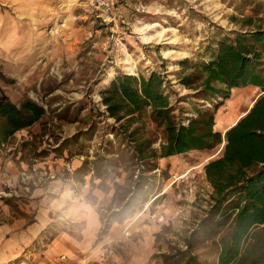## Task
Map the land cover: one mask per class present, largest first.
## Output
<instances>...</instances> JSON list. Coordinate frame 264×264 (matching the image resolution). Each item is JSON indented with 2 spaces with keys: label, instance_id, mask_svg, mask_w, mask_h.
Here are the masks:
<instances>
[{
  "label": "rangeland",
  "instance_id": "obj_1",
  "mask_svg": "<svg viewBox=\"0 0 264 264\" xmlns=\"http://www.w3.org/2000/svg\"><path fill=\"white\" fill-rule=\"evenodd\" d=\"M257 25L264 0H0V97L43 110L0 143V211L29 225L42 211L48 218L18 260L55 241L56 263L132 264L138 253L149 264H217L211 240L187 242L212 204L203 167L222 153L223 124L212 150L159 158L162 124L148 110H120L116 120L104 95L117 77L156 73L175 122L215 105L214 119L228 120L230 103L248 94L249 110L261 90L230 89L208 103L195 98L199 78L192 88L184 81L222 39Z\"/></svg>",
  "mask_w": 264,
  "mask_h": 264
},
{
  "label": "trees",
  "instance_id": "obj_2",
  "mask_svg": "<svg viewBox=\"0 0 264 264\" xmlns=\"http://www.w3.org/2000/svg\"><path fill=\"white\" fill-rule=\"evenodd\" d=\"M196 68L200 69L197 75H189V83L185 80L184 84L192 88L196 77L201 80L197 87L193 86L198 100L211 103L217 96L226 99L230 89L246 86L259 88L263 94L224 133L220 157L203 167L212 188V204L191 233L187 246L211 240L218 249L217 264H264V27L257 25L237 35L232 43L222 39L209 62L197 64ZM104 96L116 120L120 110L127 115L148 110L151 120L162 124L165 140L159 158L193 150L209 151L223 142L221 133L213 130L217 105L213 110L197 109V117L186 125L175 122L163 79L156 73L139 80L117 77ZM42 114L43 110L31 102L16 108L0 97V143ZM132 206L128 201L123 209L110 215L108 224Z\"/></svg>",
  "mask_w": 264,
  "mask_h": 264
},
{
  "label": "crops",
  "instance_id": "obj_3",
  "mask_svg": "<svg viewBox=\"0 0 264 264\" xmlns=\"http://www.w3.org/2000/svg\"><path fill=\"white\" fill-rule=\"evenodd\" d=\"M247 99H249L248 94L241 99L242 101L240 103L236 101V106H233L235 103L233 105L230 103L231 110L227 113L230 116L228 120L218 119V116L216 117L215 122L217 124H223L224 132L235 125L246 114L248 109H245L244 106L248 101ZM217 132L220 131L217 130ZM46 218V214L42 211L39 213V218L34 224H25L22 218L17 216L12 217V214L8 213L7 209L3 207L0 211V264H88L89 261L87 259L83 263L84 261L76 262V258L69 259L67 263L65 261L56 263V251L58 249L56 248L55 241L47 245L45 252L42 253L43 256L41 254H35L32 256V261L18 260L20 255L30 245L33 238L42 230ZM149 242L145 243V245L149 244ZM132 259V264H149L145 255L143 256L137 253Z\"/></svg>",
  "mask_w": 264,
  "mask_h": 264
},
{
  "label": "clouds",
  "instance_id": "obj_4",
  "mask_svg": "<svg viewBox=\"0 0 264 264\" xmlns=\"http://www.w3.org/2000/svg\"><path fill=\"white\" fill-rule=\"evenodd\" d=\"M80 207L83 208L84 210H86L89 213H91L93 211V209H91V207L86 205V204H82Z\"/></svg>",
  "mask_w": 264,
  "mask_h": 264
}]
</instances>
